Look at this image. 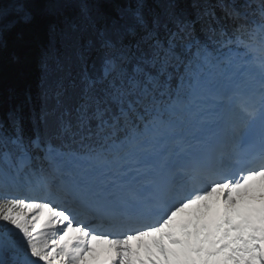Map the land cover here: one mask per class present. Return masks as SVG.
Here are the masks:
<instances>
[{
	"label": "snow or ice",
	"instance_id": "snow-or-ice-1",
	"mask_svg": "<svg viewBox=\"0 0 264 264\" xmlns=\"http://www.w3.org/2000/svg\"><path fill=\"white\" fill-rule=\"evenodd\" d=\"M6 52L0 264H264V0H0Z\"/></svg>",
	"mask_w": 264,
	"mask_h": 264
},
{
	"label": "trees",
	"instance_id": "trees-1",
	"mask_svg": "<svg viewBox=\"0 0 264 264\" xmlns=\"http://www.w3.org/2000/svg\"><path fill=\"white\" fill-rule=\"evenodd\" d=\"M151 2V0H149ZM38 70L35 63V52L27 63L13 62L10 53H4L0 59V91H2V103H0V118H2L8 107V91L11 88L20 91L24 88L35 89Z\"/></svg>",
	"mask_w": 264,
	"mask_h": 264
}]
</instances>
